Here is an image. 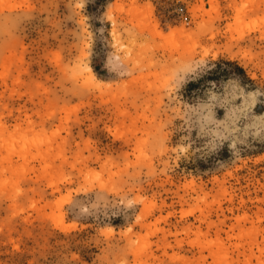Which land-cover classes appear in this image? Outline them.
<instances>
[{"label":"rangeland","instance_id":"1","mask_svg":"<svg viewBox=\"0 0 264 264\" xmlns=\"http://www.w3.org/2000/svg\"><path fill=\"white\" fill-rule=\"evenodd\" d=\"M0 264H264V0H0Z\"/></svg>","mask_w":264,"mask_h":264}]
</instances>
